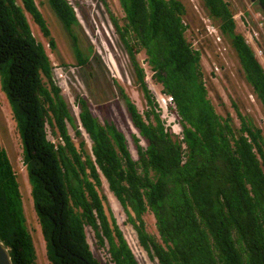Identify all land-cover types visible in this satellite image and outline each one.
Masks as SVG:
<instances>
[{
    "label": "trees",
    "instance_id": "obj_1",
    "mask_svg": "<svg viewBox=\"0 0 264 264\" xmlns=\"http://www.w3.org/2000/svg\"><path fill=\"white\" fill-rule=\"evenodd\" d=\"M199 1L230 45L264 113V67L238 33L234 10L226 0ZM48 3L73 42L79 66H88L93 48L82 47L75 7L69 0ZM119 3L124 17L111 13V23L149 106L141 113L118 86L138 132L132 134L136 159L125 133L112 121L101 123L90 99L78 96L74 113L56 83L46 48L33 33L29 16L56 49L36 1L0 0L1 88L22 141L50 264H104L91 249L88 229L101 245L108 244L112 264H140L116 219L107 214L103 179L136 230L140 246L159 264H264L263 129L239 107L238 126L209 98L202 60L204 51L214 54L216 46L195 47L188 39L192 25L187 0ZM255 3L264 13V0ZM142 51L154 82L173 97L182 139L167 129L157 112L156 96L138 60ZM148 212L155 217L158 237L147 232ZM0 241L13 264H37L21 184L1 131Z\"/></svg>",
    "mask_w": 264,
    "mask_h": 264
},
{
    "label": "rangeland",
    "instance_id": "obj_2",
    "mask_svg": "<svg viewBox=\"0 0 264 264\" xmlns=\"http://www.w3.org/2000/svg\"><path fill=\"white\" fill-rule=\"evenodd\" d=\"M35 1L47 21L52 38L56 42V49H51L49 39L43 35L41 29L29 16L33 33L36 39L46 48L54 67L56 83L62 89L74 113L78 114V107L75 103L78 96L90 99L92 111L101 123L107 120L112 121L125 133L130 150L136 159L138 157L137 148L132 134L138 135V132L131 123L124 101L119 96L118 86L125 90L141 113H145L149 106L142 91L134 82L133 67H131L130 59L118 41L111 23V13L119 19L124 17L119 0H69L75 7L80 21L81 27L76 33L80 36L83 49L88 51L89 47L93 48L90 64L82 67L78 64L72 40L50 7L48 0ZM187 1L189 5L187 18L192 25L188 32V39L194 42L197 47L199 44H204L208 47L207 49H211L213 42H209L203 36V30L205 29L204 19H206L207 15L201 2L199 0ZM226 1L235 12L238 33L243 34L248 40H251L249 32L253 30L263 33V36H260L259 45L264 52V17L261 15L263 12L260 7L252 4L250 0ZM216 50L214 54L210 51H204L203 53L202 62L205 69V83L209 90V98L213 101L219 113L224 116L230 114L235 118V123L238 126L240 121L236 109L239 107L243 114L251 115L264 132L262 107L256 99H252V96H250L253 92L244 82L238 61L235 59L233 52L229 51L227 60L220 56H217L216 60ZM138 60L143 66L146 61V55L143 51L138 55ZM260 61L264 66V54L260 56ZM217 64L223 68L222 70L220 69V72L215 70V67H218ZM145 69L148 70L149 68L146 67ZM147 73L150 77V71ZM149 87L155 94L156 99L163 93L161 85L156 84L151 79H149ZM174 110L171 111L169 116H165L163 113H160V115L168 129L173 131L174 128L175 135L180 138L181 129L176 128L180 123ZM0 131L3 147L7 150L12 160L21 184L27 225L37 249V264H50L47 257L46 242L34 207L28 173L26 166L23 164L22 141L13 118L9 100L1 88V81ZM70 131L74 136L71 128ZM84 137L90 147L91 143L87 135L84 134ZM50 138L54 143L59 141L54 139L51 132ZM141 144L145 146L144 141ZM103 184L101 194L106 197L105 207L107 214L110 218L114 217L116 219L139 263L159 264L158 261L151 259L149 254L140 246L136 230L128 222L125 211L110 191L105 179H103ZM144 220L147 232L158 237L154 215L148 212L144 216ZM87 234L95 256L104 264H112L108 244L101 245L91 229L87 230Z\"/></svg>",
    "mask_w": 264,
    "mask_h": 264
},
{
    "label": "clouds",
    "instance_id": "obj_3",
    "mask_svg": "<svg viewBox=\"0 0 264 264\" xmlns=\"http://www.w3.org/2000/svg\"><path fill=\"white\" fill-rule=\"evenodd\" d=\"M251 2H252V4H256L255 3V0L254 1H252V0H250ZM257 5V4H256ZM257 6H259V5H257ZM262 11V10H261ZM263 12V11H262ZM261 15H263V17H264V13L263 14H261ZM264 20V19H263ZM235 21H236V19H235ZM237 23V22H236ZM204 26H205V29L203 30L204 31V34H203V36H205L207 39H210V40H212V42H213V44L216 46V54L215 55H217V56H220V57H222V58H224V60H227L228 59V57H227V55H228V53H229V51H232V49H231V47H230V45L226 42V39L224 38V36L222 35V33H221V31L219 30V28L212 22V20L209 18V17H206V19H204ZM209 25H211V26H213V27H215L216 28V30H217V34H211L210 32H209V29H208V26ZM241 34V33H240ZM249 34H250V36H251V40H248V39H246V37H245V39H246V42H247V44L253 49V51L255 52V55H256V57L258 58V60L260 61V56L261 55H263L264 54V52H263V49L261 48V46L259 45V41H260V36L262 37L263 36V33L262 32H258V31H251V32H249ZM262 34V35H261ZM217 35H220V37H221V39H222V43H217V41H216V36ZM194 46L195 47H197V45L194 43ZM261 48V49H260ZM219 63V62H218ZM260 63L262 64V62L260 61ZM144 64H145V66H147L149 69L147 70V69H145L146 67L144 66ZM143 64V68H144V70H145V72L147 71H150V73H151V76L149 77V74L146 72L145 74H146V82L148 83V85H149V79H151L152 81H154L153 80V76H154V71H152V69L149 67V65H148V62H147V57H146V61H145V63ZM142 65V64H141ZM218 65V64H217ZM263 65V64H262ZM264 67V66H263ZM216 68H219V71H217L216 70ZM220 69L222 70V68L218 65V67L216 66L215 67V70L217 71V72H220ZM215 74V73H214ZM150 88V87H149ZM208 88V87H207ZM250 96H252V99L254 98V99H256L257 100V98H256V95L253 93V94H251ZM157 100V99H156ZM258 101V100H257ZM259 102V101H258ZM180 127H181V125H180ZM182 129V128H181ZM177 136V135H176Z\"/></svg>",
    "mask_w": 264,
    "mask_h": 264
},
{
    "label": "built area",
    "instance_id": "obj_4",
    "mask_svg": "<svg viewBox=\"0 0 264 264\" xmlns=\"http://www.w3.org/2000/svg\"><path fill=\"white\" fill-rule=\"evenodd\" d=\"M208 29H209V32H210L211 34H217V30H216L215 27L209 25V26H208ZM216 41H217V43H222V39H221L220 35H217V36H216ZM144 66H145V65H144ZM145 67H147V66H145ZM216 70L219 71V68H216ZM157 103H158L157 112H158L159 114H160V113H163V115H165V116H169L170 113H171V111H172L173 109H175V105H174L173 97H171V96H169V95H166V94H163V93H162V94L159 95V97L157 98ZM164 123H165V122H164ZM166 127H167V126H166ZM176 128H177V129H181L180 125H177ZM167 129H168V127H167ZM171 132H172L173 134L176 133V132L174 133V128H173V131L171 130ZM180 139H182V129H181ZM184 148H186L185 145H184ZM23 164H24V161H23ZM24 165H25V164H24Z\"/></svg>",
    "mask_w": 264,
    "mask_h": 264
},
{
    "label": "water",
    "instance_id": "obj_5",
    "mask_svg": "<svg viewBox=\"0 0 264 264\" xmlns=\"http://www.w3.org/2000/svg\"><path fill=\"white\" fill-rule=\"evenodd\" d=\"M0 264H13L8 248L1 241H0Z\"/></svg>",
    "mask_w": 264,
    "mask_h": 264
},
{
    "label": "flooded vegetation",
    "instance_id": "obj_6",
    "mask_svg": "<svg viewBox=\"0 0 264 264\" xmlns=\"http://www.w3.org/2000/svg\"><path fill=\"white\" fill-rule=\"evenodd\" d=\"M114 92V91H113Z\"/></svg>",
    "mask_w": 264,
    "mask_h": 264
}]
</instances>
